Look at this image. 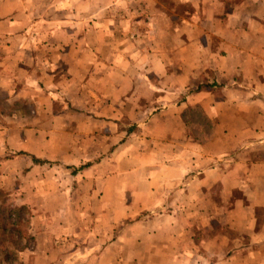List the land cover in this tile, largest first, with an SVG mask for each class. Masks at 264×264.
Segmentation results:
<instances>
[{"label":"crops","instance_id":"1","mask_svg":"<svg viewBox=\"0 0 264 264\" xmlns=\"http://www.w3.org/2000/svg\"><path fill=\"white\" fill-rule=\"evenodd\" d=\"M2 2L0 189L92 218L24 264H264V0Z\"/></svg>","mask_w":264,"mask_h":264},{"label":"rangeland","instance_id":"2","mask_svg":"<svg viewBox=\"0 0 264 264\" xmlns=\"http://www.w3.org/2000/svg\"><path fill=\"white\" fill-rule=\"evenodd\" d=\"M2 0H0V7L2 6ZM0 13H1V10H0ZM3 32L1 30V27H0V33ZM2 40V38L0 37V41ZM3 52H2V48L0 47V56H3ZM3 101L1 100V96H0V114L4 113L5 111L8 110L7 107H5L3 105ZM0 120H1V117H0ZM82 165H79L78 167H80ZM77 167V168H78ZM2 169L1 165H0V170ZM63 169H65L66 173H70L72 174L73 172H75V168L73 167H64ZM0 175H2V173H0ZM0 185H1V181H0ZM77 188V186H76ZM9 189V188H8ZM8 189H0V203H2L1 205L5 206V208L8 206L9 208H13V207H17L14 205V203L12 202V199L13 197H10L8 196ZM83 188L82 187H78V192L69 197V204L70 203H76L77 206L80 208L81 207V211H79L78 213H64V214H60V213H39V214H36V213H33L32 210H30V206L29 207H23L25 208V213L23 215V217L27 220L26 222H24L22 220V223L20 224V230L22 232V234H24V237L26 239V236L27 234L30 235L32 237V240L31 242H27L28 243V246L27 248L22 251V258L20 257V259L18 258V260H16L15 262L13 263H10V264H24V261H28V258H30L31 256H33V253L35 252V247H34V238L33 236L31 235L30 233V228L33 227L32 225V222L35 220L37 223L38 221H42L44 223H49V224H55V223H77V222H90V220L92 218H90V216L86 213L83 212L85 206L88 205V202L86 201L85 198H83ZM84 199H85V202H84ZM41 200V198H34L32 200V206L33 205H38L39 204V201ZM33 208V207H32ZM58 216H63V217H60L59 218H56ZM147 216V214H141V217L142 218H145ZM0 217H3L2 214L0 215ZM37 217V218H36ZM39 217H41V219L39 220ZM89 219V220H88ZM92 221V220H91ZM40 224V223H39ZM121 224H118V226H120ZM81 227V226H80ZM82 229H80V231H82ZM80 231H77L78 233ZM78 236V234H77ZM81 236H86V235H81ZM10 236H6V235H3L2 232H0V245H2L3 243L4 244H7L8 241L10 240ZM25 240H22L21 241V244H24ZM59 245V244H58ZM7 247V245H4ZM8 248V247H7Z\"/></svg>","mask_w":264,"mask_h":264},{"label":"trees","instance_id":"3","mask_svg":"<svg viewBox=\"0 0 264 264\" xmlns=\"http://www.w3.org/2000/svg\"><path fill=\"white\" fill-rule=\"evenodd\" d=\"M205 135L204 132L201 133V136L205 137ZM1 204L0 215L2 214L3 217H0V232L3 235L10 236L11 239L7 244L0 245V264H10L18 260L19 254L27 248V242H31L32 237L27 234L25 239L19 227L22 220L27 221L23 217L25 208H9L8 206L5 208ZM22 240H25L24 244H21ZM4 245H7L8 248Z\"/></svg>","mask_w":264,"mask_h":264}]
</instances>
